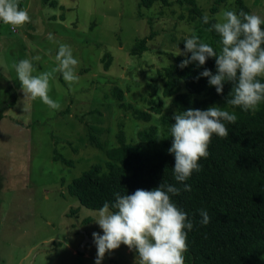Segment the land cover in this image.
Segmentation results:
<instances>
[{
	"label": "rangeland",
	"instance_id": "1",
	"mask_svg": "<svg viewBox=\"0 0 264 264\" xmlns=\"http://www.w3.org/2000/svg\"><path fill=\"white\" fill-rule=\"evenodd\" d=\"M51 1L26 0L21 9L28 10L31 22L15 30L0 23V107L9 97V84L17 91L16 104L0 120V264H95L97 247L85 237L94 241V232L103 235L95 223L99 209L80 204L67 190L73 177L105 159L89 132L110 146L116 143L119 121L129 140H137V131L149 124L161 130L160 114L175 109L172 98L162 95L158 71L184 51L182 41L198 23L188 19L185 0H158L140 10L138 0H55L57 6ZM195 1L214 17L239 8L238 0H225L212 14L214 0ZM243 1L250 14L264 18V0ZM150 32L144 52L132 54V46ZM60 44L71 47L79 79L69 86L61 73H54L49 96L61 108L53 110L39 98L25 100L13 64L31 59L34 75L51 71ZM113 88L122 90L124 104L149 112L151 119H136L123 110L111 95ZM157 103L161 113L153 111ZM55 148L74 165L54 159ZM135 257L121 245L102 264H135Z\"/></svg>",
	"mask_w": 264,
	"mask_h": 264
},
{
	"label": "trees",
	"instance_id": "2",
	"mask_svg": "<svg viewBox=\"0 0 264 264\" xmlns=\"http://www.w3.org/2000/svg\"><path fill=\"white\" fill-rule=\"evenodd\" d=\"M26 0H19L20 8ZM48 1V0H46ZM158 0H138V8L151 7ZM167 3V0H160ZM225 0H214L210 12L214 14L218 5ZM188 19H198L196 32L193 33L207 42L217 51L220 50V36L211 28L215 17L209 16V23L203 22L201 8L195 0H185ZM239 8L250 14L249 7L243 0H238ZM57 6V1H51ZM139 14H142L140 11ZM65 15H61L63 20ZM2 21H0L1 23ZM150 24V21H149ZM264 27V26H262ZM192 34V35H193ZM190 35V36H192ZM153 32L138 39L132 46V54H141L147 48V39ZM185 39L182 43L184 44ZM191 56V53L188 54ZM104 68L107 69L109 54ZM184 55H177L173 62L158 71L163 79L162 95L171 97L175 112L161 113L160 104H155L153 111L161 113L159 120L162 129L149 124L137 131V140L127 139L124 124L119 121L115 132L116 143L105 146L102 141L89 132L93 145L105 154L103 162H92L67 185L70 195L78 198L80 204L100 209L105 202H115V193L132 194L137 189L152 190L162 182L173 184L181 189L179 195L172 196L173 202L192 221L194 227L188 232L185 264H262L264 254V102L257 110L244 111L240 107L227 104L231 98L233 84L225 82L223 94H218L210 86L208 78L197 76L205 69L216 73L215 58H209L204 66L189 64L181 69ZM264 83V77H258ZM181 85L184 91H180ZM8 99L0 107V120L6 112L13 109L17 101V91L8 85ZM6 91V90H5ZM119 106L127 110L136 119L149 121L151 114L135 109L123 102V92L118 88L111 91ZM154 104V101L150 102ZM218 105L223 110L235 113V124L224 121L228 136L220 138L213 135L208 147L209 155L201 158V170L193 172L184 183L191 185L190 192L183 191V184L174 179V154L169 153L172 146L170 128L174 123L173 115L189 108L206 110ZM67 110L61 113H68ZM54 159L73 166V159L55 148ZM204 209L210 217L209 224L200 223V210ZM78 209L72 210L76 213ZM114 211V209H111ZM187 231V230H186Z\"/></svg>",
	"mask_w": 264,
	"mask_h": 264
},
{
	"label": "clouds",
	"instance_id": "3",
	"mask_svg": "<svg viewBox=\"0 0 264 264\" xmlns=\"http://www.w3.org/2000/svg\"><path fill=\"white\" fill-rule=\"evenodd\" d=\"M214 19L216 22L208 31L214 30L220 36V50L193 34L184 41V51L179 55H184L185 59L179 67L183 69L192 63L204 66L210 57L215 58L216 73L205 68L196 79L208 78L209 85L221 95L225 82H231V98L226 103L244 111H255L264 102V83L258 79L264 76V18L243 10L239 14L224 10ZM0 21L15 30L31 22V18L26 8H20L19 0H0ZM203 22L209 23L207 13L203 15ZM48 39L53 40L51 33ZM55 60L57 64L51 71L38 75L33 74L35 69L31 59H22L13 67L25 100L39 98L50 109L59 110L60 103L49 96L50 80L54 79V73L59 72L71 86L79 79L75 71L79 62L66 44L59 45ZM173 119L175 122L170 128L172 146L168 151L175 157L174 179L183 184V191L190 192L191 185L184 182L193 172L201 170L199 161L209 155L208 147L213 135L220 138L228 136L224 121L235 124L237 115L213 105L206 110L189 108L177 111ZM180 192L181 189L175 185L162 182L152 190L137 189L124 195L115 193V202L111 205L105 202L98 210L95 223L103 235L99 232L92 234L97 247L95 264H102L106 254L121 245L136 253L135 264H185L187 236L194 225L187 213L172 200V196ZM200 216L202 225L209 224L206 210L201 209Z\"/></svg>",
	"mask_w": 264,
	"mask_h": 264
},
{
	"label": "water",
	"instance_id": "4",
	"mask_svg": "<svg viewBox=\"0 0 264 264\" xmlns=\"http://www.w3.org/2000/svg\"><path fill=\"white\" fill-rule=\"evenodd\" d=\"M85 241L90 242V243H94V241L91 240V239H89L88 237H85ZM94 244H95V243H94Z\"/></svg>",
	"mask_w": 264,
	"mask_h": 264
},
{
	"label": "flooded vegetation",
	"instance_id": "5",
	"mask_svg": "<svg viewBox=\"0 0 264 264\" xmlns=\"http://www.w3.org/2000/svg\"><path fill=\"white\" fill-rule=\"evenodd\" d=\"M0 208H2V205L0 206Z\"/></svg>",
	"mask_w": 264,
	"mask_h": 264
}]
</instances>
